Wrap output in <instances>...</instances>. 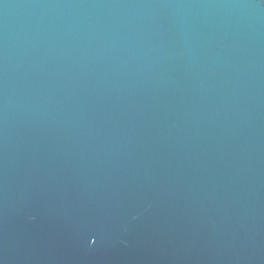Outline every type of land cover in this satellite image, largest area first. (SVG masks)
<instances>
[{
    "label": "water",
    "instance_id": "water-1",
    "mask_svg": "<svg viewBox=\"0 0 264 264\" xmlns=\"http://www.w3.org/2000/svg\"><path fill=\"white\" fill-rule=\"evenodd\" d=\"M0 264H264V0H0Z\"/></svg>",
    "mask_w": 264,
    "mask_h": 264
}]
</instances>
